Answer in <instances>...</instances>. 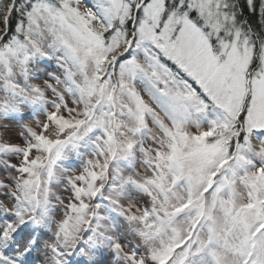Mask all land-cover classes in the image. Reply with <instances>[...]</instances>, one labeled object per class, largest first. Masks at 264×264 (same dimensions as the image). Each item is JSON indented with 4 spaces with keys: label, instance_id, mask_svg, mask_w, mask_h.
<instances>
[{
    "label": "snow or ice",
    "instance_id": "snow-or-ice-1",
    "mask_svg": "<svg viewBox=\"0 0 264 264\" xmlns=\"http://www.w3.org/2000/svg\"><path fill=\"white\" fill-rule=\"evenodd\" d=\"M0 264H264V0H0Z\"/></svg>",
    "mask_w": 264,
    "mask_h": 264
},
{
    "label": "rangeland",
    "instance_id": "rangeland-1",
    "mask_svg": "<svg viewBox=\"0 0 264 264\" xmlns=\"http://www.w3.org/2000/svg\"><path fill=\"white\" fill-rule=\"evenodd\" d=\"M53 67H54V65H53Z\"/></svg>",
    "mask_w": 264,
    "mask_h": 264
}]
</instances>
